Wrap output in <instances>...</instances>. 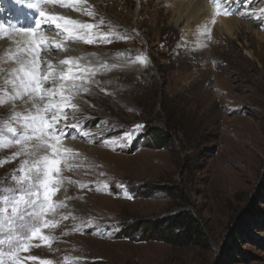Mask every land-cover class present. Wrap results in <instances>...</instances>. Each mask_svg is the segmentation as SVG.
Here are the masks:
<instances>
[{
    "label": "rangeland",
    "instance_id": "obj_1",
    "mask_svg": "<svg viewBox=\"0 0 264 264\" xmlns=\"http://www.w3.org/2000/svg\"><path fill=\"white\" fill-rule=\"evenodd\" d=\"M148 1L83 0L77 7L93 16L71 8L65 14L85 23L103 20L96 31L129 37L83 43L86 54L146 63L141 72L101 70L73 101L80 110L70 123L90 135L74 128L69 137L75 138L63 141L79 153L69 162L79 167L61 165L65 182L54 199L67 207L47 217L58 222L43 229L55 237L52 245L34 240L39 246L21 256L54 264L67 257L80 264H264V0H230V16L217 15L213 0H203L200 13L186 9V0ZM0 2V23L15 25ZM9 35L0 37V60ZM7 63H0V86L15 66ZM25 108L21 101L0 106V122ZM137 124L144 127L123 146L103 142ZM152 129L166 131L170 146L158 148ZM17 151L19 145L0 150V160ZM24 159L0 167L5 187H14L5 178ZM102 165L107 169L94 175ZM183 213L195 219L200 244L176 246L131 230ZM85 220L92 226L73 231Z\"/></svg>",
    "mask_w": 264,
    "mask_h": 264
},
{
    "label": "snow or ice",
    "instance_id": "obj_2",
    "mask_svg": "<svg viewBox=\"0 0 264 264\" xmlns=\"http://www.w3.org/2000/svg\"><path fill=\"white\" fill-rule=\"evenodd\" d=\"M14 2L22 8L34 11L35 16L29 26L8 25L6 28L0 23V37L7 35L9 31L20 37L14 41L15 49H10L0 60V63L11 62L15 65L8 70L4 85L0 86V106L8 103L15 106L16 101H21L26 106L23 112L14 110L9 123L0 122V150L13 145L20 146V151L0 160V167L17 157H25L10 177L5 178L10 179L14 187H5L3 182H0V264H26V261L54 264L52 260L36 256L22 257L21 253L30 251L34 246L38 247L39 245H33L34 240L42 241L49 247L54 242L55 237L45 235L43 229L57 227L58 222L47 217L58 209L67 207L65 201L54 199L65 182L60 175L61 165L67 163L70 169L79 167L69 163L74 161L79 153L63 145L66 138H75L69 137L66 129L72 127L84 137L90 135L88 131L83 130L79 122L70 123L76 119L75 114L80 110L73 101L81 92L89 91V81L100 73L101 69L111 71L118 65L93 63L91 60L83 62L86 56H95L94 53L69 55L65 59L54 61L50 58L52 52L67 53L69 48L63 42L45 35V31H55L72 44H106L129 37L114 31H96L100 24L104 23L103 20L99 24H93L72 17L50 15L43 10V6L52 0ZM56 2L61 7L81 11L88 16L94 15L92 11L77 7L83 0ZM213 3L217 6V15H233L231 7L228 6L230 0H213ZM247 14L256 15L252 12ZM132 62L146 63V58L135 57ZM4 71L0 68V72ZM143 127V124H137L123 137H111L103 142L110 147L116 144L123 146ZM104 186L111 187L107 182ZM69 218L64 215L60 217L62 220ZM91 226V222L85 220L73 231L83 233ZM65 264H80V261L67 257Z\"/></svg>",
    "mask_w": 264,
    "mask_h": 264
},
{
    "label": "bare ground",
    "instance_id": "obj_3",
    "mask_svg": "<svg viewBox=\"0 0 264 264\" xmlns=\"http://www.w3.org/2000/svg\"><path fill=\"white\" fill-rule=\"evenodd\" d=\"M2 1H3L2 4H4V6L5 5L8 6L7 9L10 10L9 12L7 11V13H10L9 19L10 20L14 19L15 20V22H14L15 25H17V23L19 22L20 25L19 24L18 25L22 27V26H29L32 23L33 17L35 16V12L34 11H31V10H29L27 8H22L21 6L17 5L14 2V0H2ZM188 1H189V3L187 5L186 9H188V10L192 9L193 13H195V12L200 13L203 9H205V7L203 6L204 5L203 4V0L202 1L186 0V2H188ZM10 4H11V6L9 7ZM144 4H145V6H150L148 0H144ZM43 10L46 13L50 14V15H57V16H65V14H70L71 13V10L68 7H61V5L56 2V0H52L51 3L45 4L43 6ZM30 11H31V14H30ZM16 15H17V19H16ZM65 17H67V16H65ZM72 18H75V17H72ZM50 32H49V30H46L45 31V35H47L48 37H50L52 39H55L57 41L63 42L65 44V46L69 48V52L64 53L65 54L64 57L55 56L56 52H52L50 54V58L53 59L54 61L65 59L69 55H71V56H80L82 54H86V52H85L86 51L85 50L86 46L83 43L72 44L69 41H65L64 37H63V39L62 38H58L57 35H59V34L56 33L55 31H52V33H50ZM9 34H10L9 35L10 37H9L7 43H4L6 45V47H4L6 53L10 49H15L16 45H15L14 41L20 39L19 36H17L15 33L11 32V31H9ZM87 60H91L93 63L106 62L108 65H118V67H116L115 69H120V70H121V68H124V69H127V70L131 71V69L134 67L135 68L134 71H136V72H141L142 68L144 66V63L132 62V60L131 61H127V59L126 60H117V59H110V58H98L96 56H92V57L91 56H86V60L83 61V62H87ZM115 69H113V70H115ZM101 70L103 71L105 69H101ZM73 130H74V128H72V127H68L66 129L68 134L73 133ZM63 145L65 147H67V148H71L73 151L75 150V147H72L73 146L72 144H68L67 142H63ZM98 158L100 159V157H98ZM85 159L87 160L86 157H85ZM88 164H91V162L88 161ZM107 167L108 166L102 165L101 167L95 169V171H93L94 175L96 173L100 172V171L106 170ZM100 185H101V182H100ZM87 204H88V201L84 202V205H87ZM99 212H101V209L95 210L92 216L94 218L100 217V213ZM81 214H82V211L77 213V215H79V217L82 216Z\"/></svg>",
    "mask_w": 264,
    "mask_h": 264
},
{
    "label": "trees",
    "instance_id": "obj_4",
    "mask_svg": "<svg viewBox=\"0 0 264 264\" xmlns=\"http://www.w3.org/2000/svg\"><path fill=\"white\" fill-rule=\"evenodd\" d=\"M150 134L158 148L170 146L171 137L166 131L152 129ZM131 230L141 232L143 236L149 238L153 234L159 235L157 239L176 246L198 245L202 241V232L195 219L192 215L184 213L163 221L145 220L131 226Z\"/></svg>",
    "mask_w": 264,
    "mask_h": 264
}]
</instances>
